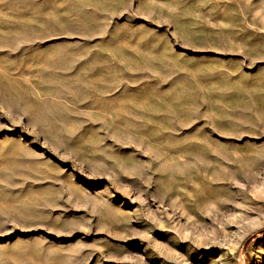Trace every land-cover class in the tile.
<instances>
[{
    "label": "rangeland",
    "instance_id": "rangeland-1",
    "mask_svg": "<svg viewBox=\"0 0 264 264\" xmlns=\"http://www.w3.org/2000/svg\"><path fill=\"white\" fill-rule=\"evenodd\" d=\"M264 264V0H0V264Z\"/></svg>",
    "mask_w": 264,
    "mask_h": 264
},
{
    "label": "bare ground",
    "instance_id": "bare-ground-1",
    "mask_svg": "<svg viewBox=\"0 0 264 264\" xmlns=\"http://www.w3.org/2000/svg\"><path fill=\"white\" fill-rule=\"evenodd\" d=\"M167 264V263H166Z\"/></svg>",
    "mask_w": 264,
    "mask_h": 264
}]
</instances>
